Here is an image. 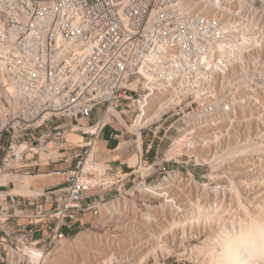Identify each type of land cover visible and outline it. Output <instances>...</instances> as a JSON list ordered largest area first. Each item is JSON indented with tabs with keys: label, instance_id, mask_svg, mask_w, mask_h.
Returning <instances> with one entry per match:
<instances>
[{
	"label": "built area",
	"instance_id": "2783aa9c",
	"mask_svg": "<svg viewBox=\"0 0 264 264\" xmlns=\"http://www.w3.org/2000/svg\"><path fill=\"white\" fill-rule=\"evenodd\" d=\"M187 1L0 0V178L48 166L40 153L56 145L70 168L62 188L39 196L12 195L13 181L0 184V264H46L94 208L87 200L103 201L97 190L113 181L125 187L128 176L98 171L92 152L102 129L113 125L103 122L110 110L122 118L132 113V123L144 118L151 99L170 89L180 53L194 61L196 43L219 37V22L187 12ZM193 105L198 109L188 95L158 122L127 132L131 141L141 139L138 169L162 142L155 124L170 112L185 118ZM67 132L82 136L71 152L62 146L70 144Z\"/></svg>",
	"mask_w": 264,
	"mask_h": 264
},
{
	"label": "bare ground",
	"instance_id": "6f19581e",
	"mask_svg": "<svg viewBox=\"0 0 264 264\" xmlns=\"http://www.w3.org/2000/svg\"><path fill=\"white\" fill-rule=\"evenodd\" d=\"M183 8L194 15L219 22V37L203 46L196 43L194 61L184 52L180 53L181 69L173 79L167 80L170 89L151 99L153 110L144 118H137L128 126L115 110H110L103 122L111 123L114 118L117 123L136 133L140 127L158 122L188 95H193L200 103L202 98L218 102L235 83H244V89L236 99L241 103L232 106L227 113H237L242 117L257 114L258 119L262 120L264 89L261 86L253 88L248 73L251 70L250 63H254L253 55L258 56L264 48V7L254 10L247 0H188ZM254 31L259 33L258 36ZM188 118L192 122H187V130L174 141L166 158L186 156L196 165L209 168V174L205 177L212 180L226 178L229 185L210 188L207 184L197 182L191 173H188V179H184L176 171L164 178L159 187L137 185L139 191L162 199L159 208L148 207L144 213L123 197L98 205L102 224L114 223L116 229L127 232L126 237L112 239L90 231L79 232L71 240L62 241L61 247L46 264H120L126 256L132 257L138 247L147 245L142 255L143 263L148 257L157 260L158 254H170L169 243L177 242L181 247L186 241L202 235L205 239L201 245L189 250V258L195 264H264V248L254 253L238 239L248 221L264 218V196L254 195L255 186L249 174L252 169L248 166L249 162L254 163L248 158L258 156V171L264 175V139L260 137L257 142L232 147L231 143L235 139L228 135L227 143L215 145L210 138L214 133H219L220 127L216 123L224 117L215 116L209 107H202L197 115ZM255 128L261 133L257 122ZM81 129L95 133L93 127ZM187 135L191 138L195 136L194 141L190 138L184 145L181 144ZM134 143L136 153L128 158L126 169L139 164L141 139L138 137ZM123 144L119 142L111 151L116 153L112 156L113 161L120 158L117 153ZM40 154V159H43V153ZM107 167L106 163H99L97 169L102 172ZM138 170L145 172L142 166ZM122 171L118 169L119 173ZM33 179L32 175L20 174L2 177L0 184L13 181L14 188L10 190L12 195L38 196L42 189L31 187ZM258 179L260 186L264 185V177ZM226 203H231L235 211L228 209Z\"/></svg>",
	"mask_w": 264,
	"mask_h": 264
},
{
	"label": "rangeland",
	"instance_id": "374dc122",
	"mask_svg": "<svg viewBox=\"0 0 264 264\" xmlns=\"http://www.w3.org/2000/svg\"><path fill=\"white\" fill-rule=\"evenodd\" d=\"M220 1V0H219ZM235 1V0H231ZM251 7L254 8V10H257L258 8L262 9L263 6V0H247ZM259 9V10H260ZM255 34L258 36V32L254 31ZM254 52L250 51V53ZM254 63H250L251 70L249 71L248 75L249 78L252 80V85L254 87L261 86L264 89V48L262 49L261 54L253 55ZM249 83V85H251ZM244 83H235L234 87L231 88V90H228L226 94L222 97L221 100L218 102L214 101L211 98H202L201 103L197 102L196 98L194 97L196 103L198 104V109L196 105H193V108L189 107L185 109L184 114H189L184 118V115L179 112H170L166 116L163 117L162 121L155 124L154 127L160 128V138H162V142L159 145L158 151L153 150L150 155L147 157V159L143 160L142 169L144 171H139L137 167L126 169L127 168V161L128 158L136 153V144L130 140V137L128 135V128L125 125H122L120 123H117L115 121H112L111 124L118 130L116 134L119 136V142L124 143L121 146V151L117 154H121L123 157V162L125 170L119 173L120 176L126 177L125 180V187L124 188H118L119 184L113 181L112 186L109 189H99L96 191L97 194L103 195V201H94L95 198H91L87 200V203L94 202L95 208H93L91 211L86 213L81 223L83 224L76 235L79 232L82 231H90L95 234L99 235H107L112 239H118L123 238L127 236V232L122 229H116L114 223L109 224H102L101 222V214L98 205L107 204L114 200H119L122 197L125 198L127 201H131L134 203L135 207L142 211L147 212L148 207L153 208H159V205L162 204V199L155 198L153 196H150L146 194L145 192L139 191L136 189L137 185L147 186V187H159L164 178H168L169 175H171L173 172H179L181 176L184 179H188V173H191L192 177L199 182L200 184H207L210 188L216 187H227L229 185V182L226 178H219L216 180H212L210 178L205 177L209 174V168L207 166H200L196 165L192 160H188L186 156L178 157V158H166V153L170 152L172 149V144L175 140L179 139L181 137V134L187 130V122L191 123V118L189 119V116L197 115L202 107H209L213 114L215 116H223L224 118L222 120H217V127H220L218 129L219 133H214L210 140L215 145H220L221 143H227L229 141L228 135L235 139L233 143H231L232 147H235L237 145H243L246 143H254L260 140L261 138L264 139V114H262V120L258 119L257 114L248 115L246 114L244 117L236 114H229L227 113L232 106L237 105V103H241V101H237L236 99L240 97V94L242 92ZM251 85V86H252ZM246 93V91L244 92ZM182 102V101H181ZM215 103H217L215 105ZM185 103L182 104V107H185ZM223 111V112H222ZM98 116V111H96L95 117ZM227 116V117H226ZM125 123L130 126L134 120V116L132 113L128 114L126 117L123 118ZM260 121V122H259ZM256 122L257 125L259 124V128L261 130V133L256 130ZM263 122V123H262ZM85 121L81 120L80 125H85ZM216 127V126H215ZM214 128V127H213ZM95 130V128H93ZM259 130V131H260ZM84 132H88L84 131ZM110 128H107L102 132L100 138L101 139H109L110 137ZM81 133L79 132H67L65 134L66 140H70L74 138L78 142L82 140ZM195 137V136H193ZM193 137L191 138L190 135H187L186 138H184L181 144L184 145V143L189 140L190 138L194 141ZM261 137V138H260ZM260 138V139H259ZM232 142V141H230ZM61 144V143H60ZM75 145V143L70 144H63L62 146L67 148L70 152L71 149ZM61 145H56L53 147V149L49 150V152L46 155L42 154L41 162L45 163L46 159H50L48 166H41L40 168H37L35 171L33 168H23L19 170V174H13L11 176H16L20 174H28L32 176H37L41 174H50V173H61L60 175L53 176L47 179V183L45 188H48L50 185L56 187V188H62L66 182L65 178L66 176L63 175V173H66V171H69L70 168H68V163H65L64 161H59V154L57 152V149L60 148ZM101 147L97 141L96 148L94 149V153H97L100 160V164L107 163L108 160H112V156L116 155V153L109 152L107 157H103L102 153L100 151ZM98 152H100L98 154ZM93 153V155H94ZM121 153V154H120ZM41 155V154H40ZM203 155H205V152H203ZM249 160H253L254 163H248V166L250 169H252L249 174L251 175V180L253 182V185L255 186L254 189V195H257L258 197L264 196L263 189L264 185L260 186L258 183L259 179L258 177L263 178L264 175L261 174L258 171V156H250L248 158ZM113 161V160H112ZM110 167L112 165L110 164ZM141 167V166H140ZM150 167V168H149ZM49 180L52 182H49ZM34 181H31V183ZM253 186V187H254ZM118 188V189H117ZM261 191V192H260ZM109 192H112V194H109ZM262 193V195L260 194ZM42 199L39 200L41 202ZM92 205V206H94ZM226 206L231 211H235V207L231 203H226ZM73 235V233H69L68 236ZM205 236L202 235L201 237H194L190 241H186L183 246L179 247L177 245V242L175 244H170L169 247L171 249L170 254H164L163 256L161 254H158L157 260H154L152 257H148L146 261L142 263V255L148 248L147 245H143L138 247L136 250H134L132 257L126 256V258L120 263V264H195L190 258H189V250L191 247L194 246H200L201 243L204 241ZM65 239V240H71ZM62 242L57 247V249L53 252L50 259L54 257V253L57 252V250L61 247ZM167 255V256H165ZM77 262H79L78 259H76ZM81 263V262H80ZM117 264V263H114Z\"/></svg>",
	"mask_w": 264,
	"mask_h": 264
},
{
	"label": "crops",
	"instance_id": "0c3cea01",
	"mask_svg": "<svg viewBox=\"0 0 264 264\" xmlns=\"http://www.w3.org/2000/svg\"><path fill=\"white\" fill-rule=\"evenodd\" d=\"M107 128H110V131H111L109 139H101L100 136H101L102 132H104V130H106ZM117 131L118 130L113 125H107L106 127H104L102 129L100 136H99V139H98V143L101 147L100 151H101L103 157H107L108 153L113 151L116 148V146L118 144V141L115 138V135H117L116 134ZM68 143H78V141L75 140L74 138H72V139L68 140ZM99 153L100 152H98V154ZM107 163H109L108 167L111 170L109 172L110 176H115L116 174H119L118 169L123 170V171L125 170V168L123 167L125 162H123L122 154H121V158H119L118 160H116V161L108 160ZM110 164L112 165V167H110ZM60 174L61 173H50V174H45L44 176H41V177L34 176V179H33L34 182L31 183V185H32L31 187L34 189H42V193H43V192H45L46 184H51V183H47V179L50 177H53V176L60 175ZM49 182H52V180L51 181L49 180ZM50 186H52V185H50ZM93 207L95 208V205ZM11 224L13 225L14 222H11Z\"/></svg>",
	"mask_w": 264,
	"mask_h": 264
},
{
	"label": "clouds",
	"instance_id": "9594fccd",
	"mask_svg": "<svg viewBox=\"0 0 264 264\" xmlns=\"http://www.w3.org/2000/svg\"><path fill=\"white\" fill-rule=\"evenodd\" d=\"M239 242L250 248L254 253L264 248V218H253L248 221L241 231Z\"/></svg>",
	"mask_w": 264,
	"mask_h": 264
}]
</instances>
